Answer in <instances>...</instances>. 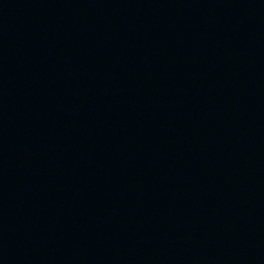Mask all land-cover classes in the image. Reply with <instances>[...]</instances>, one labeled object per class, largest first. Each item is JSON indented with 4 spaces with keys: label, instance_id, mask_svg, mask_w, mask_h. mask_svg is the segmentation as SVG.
Instances as JSON below:
<instances>
[{
    "label": "water",
    "instance_id": "water-1",
    "mask_svg": "<svg viewBox=\"0 0 264 264\" xmlns=\"http://www.w3.org/2000/svg\"><path fill=\"white\" fill-rule=\"evenodd\" d=\"M0 264H264V0H0Z\"/></svg>",
    "mask_w": 264,
    "mask_h": 264
}]
</instances>
